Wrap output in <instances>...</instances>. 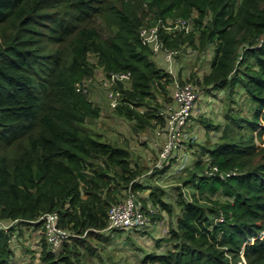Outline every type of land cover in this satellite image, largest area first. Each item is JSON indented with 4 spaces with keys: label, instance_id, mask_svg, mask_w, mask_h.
Returning a JSON list of instances; mask_svg holds the SVG:
<instances>
[{
    "label": "trees",
    "instance_id": "16d2710c",
    "mask_svg": "<svg viewBox=\"0 0 264 264\" xmlns=\"http://www.w3.org/2000/svg\"><path fill=\"white\" fill-rule=\"evenodd\" d=\"M155 25L156 52L141 35ZM186 46L197 58L212 47L208 70L199 77L203 64L195 63L185 81L223 90L226 122L208 145L187 143L195 155L180 179L194 188L189 196L180 186L173 202L161 187L149 192L174 217L170 245L136 264H239L241 253L246 264H264V144L254 142V133L264 139V0H0V264H18L14 223L40 229L46 212L56 211L77 236L55 249L42 234L41 264H87L86 255L98 252L84 236L142 228L106 229L110 206L146 186L135 180L143 167L126 145L91 131L101 106L77 86L129 72L127 83L111 85L121 91L112 111L135 131L161 127ZM240 90L245 115L232 109ZM199 120L202 137L219 127L211 117Z\"/></svg>",
    "mask_w": 264,
    "mask_h": 264
},
{
    "label": "rangeland",
    "instance_id": "374dc122",
    "mask_svg": "<svg viewBox=\"0 0 264 264\" xmlns=\"http://www.w3.org/2000/svg\"><path fill=\"white\" fill-rule=\"evenodd\" d=\"M212 54V47L209 48L207 56L205 54L202 58H197L196 51H193L190 47L186 46L178 50L176 62L180 70L177 67L176 69L178 71H175L177 81L187 80L188 73L195 63L203 64L201 66L202 68L199 67L200 71L198 70V75L201 77L204 71L208 70ZM91 59H93V56H91ZM103 80L99 75L91 77L90 79H84V83L88 87V97L101 106L100 117L88 124V126L92 132L99 133L104 139L128 147L132 154V162H137L138 165L143 167V172L135 180L144 183L142 185H146L141 190L137 189L133 191L130 188L124 189L120 193L119 198L123 199L130 189L132 191L131 193L140 199L142 204L144 199H147V202L152 204L148 199V195L156 186L163 189V197L166 201H174L176 191L179 189L177 187L179 186L182 187L180 189L184 188L186 195L189 196L194 188L183 186L180 179V176L184 174L182 167L184 168V166L189 165L195 155H193L192 149L189 148L190 146L187 143H196L195 141L197 140V145L203 147L208 145V139L215 141L219 136L226 122L223 117L226 93L224 96L223 90L209 91L197 85L200 96L198 100L200 109L199 113L195 114L189 121L196 128L194 131L188 130L189 136L185 142V148L178 151L180 159L173 158L168 163H164L161 168H158L156 167V161L161 142L156 137V126L146 128L142 131L133 130V125L130 121L117 116L112 111L113 109L109 104L105 92L106 87L102 83ZM192 82L195 83L194 80ZM240 91L238 94H235L236 103L232 104V109L245 115L248 105L244 103V94L242 90ZM164 104L161 105V108H165ZM199 117H211L212 122L218 124L219 127L215 129L209 128L208 133L206 132V135L204 133L202 137L205 131L202 129L204 126L200 122ZM254 142L257 145H263L264 139L257 138L256 133H254ZM157 191L160 193V190ZM150 207L153 209L156 208L157 211L156 213H151L146 210L148 221L139 230L134 232L133 230L115 231L109 234V236H105L102 233L93 235L92 237L84 236L86 237L85 242L96 247L98 252L97 255H86L87 264H136L146 252H161L169 247L170 243L165 240V237L168 236V231L171 226L170 222H172V219L174 220V217L170 219L168 213L166 211H160L156 205L152 204ZM153 214H156L157 218L153 219ZM7 224L11 226V223ZM13 227L12 246L15 248L14 259L16 262L18 264H41L39 259L42 246L40 239L43 234L41 228L37 229L32 224L23 223H14ZM76 236L73 235L67 243H72ZM81 251H86L83 246H81ZM245 261V257L241 253V260L238 263L245 264Z\"/></svg>",
    "mask_w": 264,
    "mask_h": 264
},
{
    "label": "built area",
    "instance_id": "2783aa9c",
    "mask_svg": "<svg viewBox=\"0 0 264 264\" xmlns=\"http://www.w3.org/2000/svg\"><path fill=\"white\" fill-rule=\"evenodd\" d=\"M174 23L176 26L178 24L183 27L185 26L186 30H188L189 24L187 20L177 19ZM161 24L165 25L164 23ZM172 24V22L167 24V26L169 25L168 28ZM157 30L158 25H155L151 28L143 27L141 31L144 42L150 44L154 42L152 47L155 52L159 50V45L156 40ZM173 54L174 51H167L165 54L166 60L171 62ZM129 80V72H113L110 79H104L102 81L106 87L105 92L112 107H115L121 102V91L111 88V85H115L118 81H125L127 83ZM77 90L83 92L88 91L87 84L84 83V80L77 86ZM199 97L196 83L185 81L175 84L173 88V102L166 105L160 113L165 116V121L163 126L157 127L156 130V137L161 140L156 167H162L164 163H168L173 158L180 159L178 151L185 148L184 141L189 136L187 130L188 123L191 115L199 111ZM147 211L151 213L155 212L152 207L147 209ZM107 217L109 221L107 230L141 228L148 221L146 209L141 200L133 193H129L124 200L111 205ZM38 220L42 221L41 232L52 248H59L64 242L75 235L59 224V214L56 211L43 213Z\"/></svg>",
    "mask_w": 264,
    "mask_h": 264
},
{
    "label": "crops",
    "instance_id": "0c3cea01",
    "mask_svg": "<svg viewBox=\"0 0 264 264\" xmlns=\"http://www.w3.org/2000/svg\"><path fill=\"white\" fill-rule=\"evenodd\" d=\"M190 124H191V122L188 123L189 128L187 127V130H191L193 128V124H191V125Z\"/></svg>",
    "mask_w": 264,
    "mask_h": 264
}]
</instances>
